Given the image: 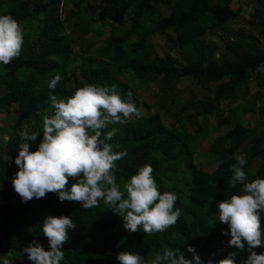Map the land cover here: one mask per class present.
<instances>
[{"label":"trees","instance_id":"obj_1","mask_svg":"<svg viewBox=\"0 0 264 264\" xmlns=\"http://www.w3.org/2000/svg\"><path fill=\"white\" fill-rule=\"evenodd\" d=\"M68 1L74 4L70 9L66 7ZM232 1L0 0V14H9L18 21L31 50L29 56L20 54L9 64H0V128L3 124L12 127L7 142L0 148V252L7 250L9 256L16 259L15 264H32L22 250L33 239H38L46 249L49 247L41 231V223L49 215H69L77 223L75 230H69V239L64 243L62 264H120L117 254L121 251L139 252L150 260L166 246L179 247L187 258H192L187 247L193 245L204 261L213 262L235 251L227 243L230 236L224 235L220 228L217 206L241 190L240 185H231L230 166L236 163L235 154L242 147L247 149L248 179L264 177V129L259 131L255 125L251 126L248 115L249 110L259 113L264 121V101L260 104L257 98L250 100V106L246 102L238 104L232 116H218L216 124L220 132L213 146L216 150L224 147L215 153L220 156V162L209 172L189 158L191 174L186 190L167 185L173 175L181 172L178 162L188 151L184 136L190 135L185 130L170 129L160 113H145L140 118L133 115L126 123L110 124L104 129V132L117 129L111 141L113 150L128 153L116 162L118 183L123 185L141 166L150 164L160 191L178 193L176 206L182 210L181 217L165 232L147 235L142 228L130 232L124 227L123 217L103 201L99 207L85 209L80 202H61L55 193L48 192L39 199L22 202L18 193L14 195L9 190L18 170L14 161L19 136L14 130L21 131L28 125L42 132V116L50 107V91L67 98L85 83L116 85L125 97L133 88L118 76L125 78L131 73L140 84L155 80L156 88L169 94L182 77L190 76L213 92L198 101V113L204 115L218 110L221 98H236L238 89L248 85L250 78L264 86L261 76L264 45L259 38L260 34L264 37V0H250L253 9L249 21L254 23L255 18L262 21L260 34L237 33L218 57L203 39L209 28L221 26L240 15L241 6L234 8ZM62 3L66 10L64 17L59 13ZM161 3L167 8L166 14L159 9ZM82 6L87 16L75 23L74 18L84 11H81ZM260 13L262 17L257 16ZM32 20H37L36 27L23 25ZM70 20L75 23L71 29L67 27ZM95 20L111 26L112 30L125 23L127 27L121 33L111 31L99 55L83 58L79 65H74L73 43L94 31ZM99 29L96 33H104L102 27ZM169 30L175 33V46L193 49L194 56L187 63H180L171 53L161 56L148 42L150 35H165ZM56 74L62 79L55 90H50L49 81ZM10 115L16 117L15 125L7 122L6 117ZM243 115L248 116L247 121H242ZM41 138L42 133L30 151L36 149ZM74 181L75 178H70L69 185ZM261 227L264 229V218ZM256 251L264 252V246H257ZM241 254L247 256L248 253ZM238 259L243 258L238 256ZM0 264H3L1 257Z\"/></svg>","mask_w":264,"mask_h":264},{"label":"clouds","instance_id":"obj_2","mask_svg":"<svg viewBox=\"0 0 264 264\" xmlns=\"http://www.w3.org/2000/svg\"><path fill=\"white\" fill-rule=\"evenodd\" d=\"M24 44L23 29L9 14H0V64L7 65L20 56ZM62 79L56 74L48 87L55 90ZM50 107L42 116V132L24 125L18 133L19 150L15 157L17 172L12 185L22 202L39 199L46 193H55L61 202H80L85 209L99 207L101 201L123 217L124 227L130 232L141 229L147 235L165 232L175 225L182 210L176 206L175 192H161L150 164L141 166L123 185L117 182L116 162L128 155L127 150L114 151L112 138L117 129L104 132L110 124L126 123L135 115H143L128 91L122 97L116 85L105 86L85 83L74 94L61 98L49 92ZM34 151L33 142L40 137ZM247 153H238L236 163L231 165V185L241 186L239 193L218 204V220L228 225L224 235L235 251L217 262L204 261L193 245L187 258L180 248L164 247L153 258L146 259L139 252L121 251L117 254L120 264H264V177L248 179ZM75 181L69 185V179ZM77 223L69 215L45 217L41 231L47 239L46 249L33 239L23 248L32 264H62L65 260L64 243L69 239V230ZM246 251L244 259L239 253ZM3 264H13L4 260Z\"/></svg>","mask_w":264,"mask_h":264},{"label":"rangeland","instance_id":"obj_3","mask_svg":"<svg viewBox=\"0 0 264 264\" xmlns=\"http://www.w3.org/2000/svg\"><path fill=\"white\" fill-rule=\"evenodd\" d=\"M89 2V0H84ZM98 1V0H97ZM252 2L250 0H233L232 5L234 8L241 6L242 12L235 19L224 23L221 26H216L209 28L207 32L203 35V39L208 47L214 51L216 56L222 54L225 49L226 43L232 41L237 33L241 34L244 32H251L253 34H260L259 30L263 26L262 21H257L255 18L254 23L249 21ZM73 2L68 1L66 3L67 8L73 7ZM57 6V4H56ZM84 6L81 7V11L84 10ZM262 9V6H260ZM160 11L166 14L167 8L161 3L159 6ZM65 11L63 10V3L60 5L59 13L61 16H65ZM84 10L81 15L74 18L75 23H80L81 18L87 16ZM83 15V16H82ZM262 17V13L257 15ZM83 20V19H82ZM37 20L26 21L23 25H28V27H36ZM72 24L71 20L67 23V27L70 29L75 26ZM107 25V24H106ZM94 31H90L84 35L78 42L74 44V61L72 64L79 65L81 59L90 58L99 55V51L106 45L107 38L109 37L111 31L115 33H121L124 28L127 27V23L123 26H116V29L112 30L111 26H105L98 20L92 25ZM104 29V33H96L99 28ZM175 33L173 30L165 35L152 34L148 38V42L152 44L155 50L161 55L165 56L167 53L173 54L180 63H187L194 56L193 49L185 48L179 49L175 46L174 42ZM260 42L264 45V37L260 34ZM132 39V41H134ZM131 42V41H130ZM21 54L25 56L31 55V50L27 47L26 40L24 39V44L21 50ZM261 76L264 79V64L261 68ZM120 79L126 80L133 88V100L138 108H141L143 115L145 113L156 114L160 113L164 122L171 129L176 127L180 131H186L190 136H184L188 142V151L182 157L181 162H178L181 167V172L179 174L173 175L172 180L167 182V185H176L180 189L186 190L188 187L187 181L189 180V175L191 174V166L189 164V158H193L195 165L198 167L213 172L220 162V156L215 154L218 150H224V147H220L218 150L215 149L214 140L220 132V128L217 126L218 116L221 115H233L234 110L238 104L246 102L247 106H250V100L254 98L258 99V103L262 104L264 101V86L259 85L255 78H250L248 85L244 88L238 89L236 98H221L219 109L213 114H199L198 113V101L203 99L208 94L213 93L205 88H203L196 80L190 76H184L181 78L177 87L173 89L169 94L160 92L156 88V81L149 80L144 84H140L137 79L132 77L131 73H127L126 77L118 76ZM256 93V94H255ZM246 108V107H245ZM244 108V109H245ZM248 115L251 116V126L255 125L259 131L264 129V121L261 119L259 113H252L248 111ZM252 113V115H251ZM242 121H247L248 116L243 115ZM132 118V117H130ZM129 118V119H130ZM9 124H16V117L10 115L6 117ZM12 131V127H8L3 124L0 128V148L4 147L8 139V133ZM20 131L14 130V133L18 135ZM214 148L215 150H213ZM247 149L242 147L235 155L238 153H246ZM255 163V161L253 162ZM9 190L12 194H17L13 188L12 182L9 186ZM177 193V192H176ZM178 194V193H177ZM221 223V222H220ZM227 224L221 223L220 228L222 231L226 230ZM10 253L7 250L0 252L1 259L13 261L16 263V259L9 256ZM241 258H246V255L239 253Z\"/></svg>","mask_w":264,"mask_h":264}]
</instances>
